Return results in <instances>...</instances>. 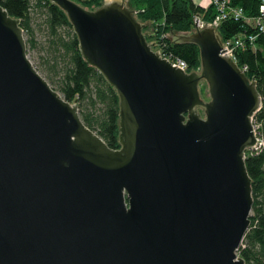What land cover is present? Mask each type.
<instances>
[{
  "label": "water",
  "instance_id": "water-1",
  "mask_svg": "<svg viewBox=\"0 0 264 264\" xmlns=\"http://www.w3.org/2000/svg\"><path fill=\"white\" fill-rule=\"evenodd\" d=\"M51 1L116 89L119 147L38 70L20 18L0 4V264H246L245 157L262 98L221 53L218 29L197 18L195 30L170 28L173 42L200 47V68L184 71L152 48L126 0Z\"/></svg>",
  "mask_w": 264,
  "mask_h": 264
},
{
  "label": "trees",
  "instance_id": "trees-1",
  "mask_svg": "<svg viewBox=\"0 0 264 264\" xmlns=\"http://www.w3.org/2000/svg\"><path fill=\"white\" fill-rule=\"evenodd\" d=\"M74 1L92 9L102 0ZM228 1L242 6L249 16L258 14L260 0ZM126 2L145 23L142 32L154 49H160L171 58L185 60L189 71L200 68L199 45L192 41L173 42L166 33L170 32V28L172 32L195 30L196 16L207 23L212 21L215 16L212 4L203 6L195 0ZM0 4L11 16L20 18V25L26 34L27 48H38L41 52L45 76L50 84L67 100L76 98L84 123L95 130L108 146L119 147L115 134L119 114L116 89L81 56L78 38L64 10L51 0H0ZM33 13L41 15V29L44 31V42L38 46L33 36ZM218 30L222 38L242 31L256 34L252 44H247L236 52V63L246 66L244 72L249 80L253 78L256 81V88L262 98V105L253 118L261 144L256 149L247 150L245 157L251 178L253 203L250 225L238 247V255L246 264H264V34L258 33L257 28L249 23L233 19L222 20L218 24Z\"/></svg>",
  "mask_w": 264,
  "mask_h": 264
},
{
  "label": "built area",
  "instance_id": "built-area-1",
  "mask_svg": "<svg viewBox=\"0 0 264 264\" xmlns=\"http://www.w3.org/2000/svg\"><path fill=\"white\" fill-rule=\"evenodd\" d=\"M210 4H212L215 9V16L212 21L208 22V25L214 26L218 29V24L222 20L233 19L235 21H244L246 23H249L253 27L257 28L258 33L264 34V0H260L259 7H258V14L255 16L247 15L242 6L233 5L228 0H210ZM196 18H197L198 24H200L201 19L197 16L195 17L194 22ZM255 36H256L255 33H246L242 31L231 37H227V38L221 37V42H222L221 50H223L224 48L226 49L222 51L221 53L228 54L236 62V52L239 49L245 48L247 44H252ZM152 48H153V45H152ZM161 55L163 57H166L173 65L180 67L184 71H189L187 69L188 65L185 60L181 58H171L163 52H161ZM240 68L244 71L246 69V66L243 65V66H240ZM253 124H254V130L257 135V144L254 148L256 149L261 144V140L257 134L256 125L254 123V120H253Z\"/></svg>",
  "mask_w": 264,
  "mask_h": 264
},
{
  "label": "rangeland",
  "instance_id": "rangeland-1",
  "mask_svg": "<svg viewBox=\"0 0 264 264\" xmlns=\"http://www.w3.org/2000/svg\"><path fill=\"white\" fill-rule=\"evenodd\" d=\"M206 25H208L207 22L200 20V24L198 26L202 27V26H206ZM32 26L34 28L33 29V31H34L33 36L35 38L37 46L39 44L41 45L44 42L45 38H44V31H43V29H41L42 28L41 27V15H39L38 13L32 14ZM146 32H148V30H146ZM25 36H26V34H25ZM27 52H28V55L31 58L32 62L39 68V70L41 69L40 72L45 76L46 75V72L44 71L45 64L42 61V58L40 55L41 52L38 51V48H33V49L27 48ZM198 88H199L201 98L204 100H208L210 98V95L208 93V84L204 79H202L199 82ZM198 110L201 112L202 115L204 114L202 108H198Z\"/></svg>",
  "mask_w": 264,
  "mask_h": 264
},
{
  "label": "crops",
  "instance_id": "crops-1",
  "mask_svg": "<svg viewBox=\"0 0 264 264\" xmlns=\"http://www.w3.org/2000/svg\"><path fill=\"white\" fill-rule=\"evenodd\" d=\"M195 1L198 2L199 4L203 5V6L210 5V0H195Z\"/></svg>",
  "mask_w": 264,
  "mask_h": 264
}]
</instances>
